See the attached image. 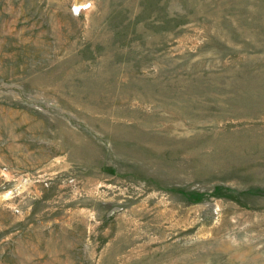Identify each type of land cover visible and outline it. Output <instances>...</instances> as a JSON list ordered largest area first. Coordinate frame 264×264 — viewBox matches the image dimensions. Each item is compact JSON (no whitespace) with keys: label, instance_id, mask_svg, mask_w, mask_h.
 <instances>
[{"label":"rangeland","instance_id":"rangeland-1","mask_svg":"<svg viewBox=\"0 0 264 264\" xmlns=\"http://www.w3.org/2000/svg\"><path fill=\"white\" fill-rule=\"evenodd\" d=\"M0 264H264V0H0Z\"/></svg>","mask_w":264,"mask_h":264}]
</instances>
